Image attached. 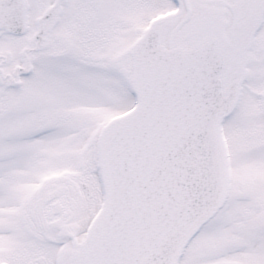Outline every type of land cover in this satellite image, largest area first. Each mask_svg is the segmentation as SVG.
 <instances>
[{
    "label": "snow or ice",
    "instance_id": "snow-or-ice-1",
    "mask_svg": "<svg viewBox=\"0 0 264 264\" xmlns=\"http://www.w3.org/2000/svg\"><path fill=\"white\" fill-rule=\"evenodd\" d=\"M0 264H264V0H0Z\"/></svg>",
    "mask_w": 264,
    "mask_h": 264
}]
</instances>
